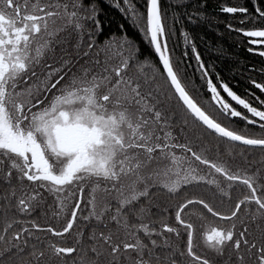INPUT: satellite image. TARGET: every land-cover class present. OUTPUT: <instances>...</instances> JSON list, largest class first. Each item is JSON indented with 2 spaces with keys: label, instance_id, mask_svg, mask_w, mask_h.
<instances>
[{
  "label": "snow or ice",
  "instance_id": "6c2138e0",
  "mask_svg": "<svg viewBox=\"0 0 264 264\" xmlns=\"http://www.w3.org/2000/svg\"><path fill=\"white\" fill-rule=\"evenodd\" d=\"M114 3L158 60H140L126 37L98 41L96 0H0V264H213L199 251L201 242L223 264H264V171L233 170L209 158L207 147L177 142L170 103L182 132L191 124L217 141L264 148V131L246 134L236 123L264 130V82H250L261 92L249 93L256 106L205 64L184 32L202 81L196 88L173 59L174 30L166 29L160 0H144L143 11L132 0ZM223 11L243 13L241 23L264 20V0H254L253 12L229 5ZM69 27L75 53L49 60L38 75ZM227 27L254 37L249 42L260 47L250 50L264 55V26ZM237 184L247 192L234 199ZM197 187L211 190V200L185 194L169 205L176 226L161 215L167 207L151 211L153 189L173 196ZM40 189L54 198L51 215L66 219L59 229L31 218L48 214ZM193 205L200 210L192 215L207 224L199 233L185 215ZM82 207L85 226L73 245L53 240L73 228ZM206 214L231 223H208Z\"/></svg>",
  "mask_w": 264,
  "mask_h": 264
},
{
  "label": "trees",
  "instance_id": "16d2710c",
  "mask_svg": "<svg viewBox=\"0 0 264 264\" xmlns=\"http://www.w3.org/2000/svg\"><path fill=\"white\" fill-rule=\"evenodd\" d=\"M132 2L135 3L137 8L141 11L144 10V0H132ZM160 2L162 12L165 13L166 29L171 27L174 30V34L168 38L173 59L174 61L177 59L182 61L178 66L181 69H186L188 76L192 80V84H194L196 88L200 87L202 81L199 79V73L194 72L196 61L191 54L190 45L187 46L186 49L183 36L184 32H187L189 34V40L196 44L197 50L200 52L201 58L204 60L205 64L211 66L215 72L219 73L220 77L225 82L229 83V86L233 87L238 94L244 95L246 93L245 90L253 89L254 87L250 83L253 79L258 82H264V61L247 51L246 44L238 31L227 27L228 24H232L235 29L240 27H261L264 26V20H248L241 23L244 18L243 13H226L223 11L224 6L229 5L238 8L246 7L249 9V12H253L254 0H160ZM96 3L101 29L98 34V41L103 42L111 37H116L117 39L126 37L131 39L133 43L138 46L140 60H144L145 58L153 62L158 60L152 46L144 39L143 33L140 32L139 28L115 6L114 0H96ZM173 13L176 14L175 17ZM70 33L71 35H69ZM57 39L65 41V43L57 45L55 55L49 54V56L41 62V65L37 66L35 70L38 75L41 71L46 70L43 65L47 64L49 60L55 62L59 60L64 53H75L76 49L72 47V44L75 43L76 36L70 27L66 32H61ZM185 50L189 53L187 56L184 55ZM86 59L90 60L91 57ZM83 62L84 61H81V63ZM91 67L93 71H99L98 65H91ZM170 103L177 113L175 120L172 121L173 131L177 136V142L183 143L186 140L191 141L196 145L198 150L201 146L207 147L208 151L205 154L209 158L227 162L233 170L239 167L249 171H256L257 169L264 171V148L249 147L234 142L229 143L226 140L217 141L211 135H201L200 130L194 128L191 124L184 127L182 132L179 109L175 108V101H171ZM236 123L238 130H242L246 134L258 135L264 131L252 124L245 125L239 120ZM202 170L206 172L207 167L203 166ZM237 185L238 187L236 186L232 191L234 199L239 198L247 192L245 187L239 184ZM40 191H43L45 194L44 211L48 214L44 215L40 211H37L31 218L36 219L37 222L42 224L50 222L54 227L59 229L66 223V219L63 215L59 219L51 215L53 209L47 208V205H54V198L51 194L47 193L46 189H40ZM87 194L86 190L85 200L87 199ZM185 194L201 195L209 200H211L212 197L211 190L203 187L194 189L185 188L179 195L173 196L167 195L159 189H153L151 199L154 201V205L151 211L153 213L158 212L156 205H159V208L167 207L168 212L162 213L161 215H163L169 223L176 226L175 208L169 207V205H175L177 201H182ZM218 199L219 196H217V200ZM142 202L147 203V200ZM199 210V205H193L185 212V215L196 224L198 233L201 232L204 227H207V224L199 220L195 215H192L193 211ZM81 211H83V207L78 210L77 221L67 234L59 237L52 236L51 238L62 245L72 246L75 242L76 232L80 227L85 226V222L80 218ZM84 214H87L86 211ZM206 215L208 217V223L211 224L223 225L231 223V221H223L214 218L210 214ZM241 215H243V213ZM239 229L240 225L237 223V230ZM249 229L255 231V225L250 223ZM47 235L51 236L50 233ZM172 238L177 240L175 236ZM179 240L186 242V236H182ZM199 251L205 254L209 259H212L213 264H223V261L217 257V254L208 249L203 242L200 244ZM73 255L74 254H67L68 259L70 260ZM226 259L227 256L224 257V260ZM53 264H55V261Z\"/></svg>",
  "mask_w": 264,
  "mask_h": 264
},
{
  "label": "flooded vegetation",
  "instance_id": "af4514ba",
  "mask_svg": "<svg viewBox=\"0 0 264 264\" xmlns=\"http://www.w3.org/2000/svg\"><path fill=\"white\" fill-rule=\"evenodd\" d=\"M239 34L241 35L243 41L245 42L246 44V49L249 53L251 54H254L255 56H258L261 60L264 61V55L260 54L259 52H253L251 51L250 49L253 48V47H260V46H257V45H252L249 41L251 39H254V37H248L242 33L239 32ZM263 73V72H262ZM264 78V77H263ZM254 88L253 89H250V90H245L246 93L244 94V96H246L247 98L250 99V102H253L256 106H259L258 105V102H256L253 97L249 94L250 92H254L257 96H260L261 95V92L260 90H258L255 86H253ZM261 98H264V96H261ZM238 187V185H237Z\"/></svg>",
  "mask_w": 264,
  "mask_h": 264
},
{
  "label": "water",
  "instance_id": "95a60500",
  "mask_svg": "<svg viewBox=\"0 0 264 264\" xmlns=\"http://www.w3.org/2000/svg\"><path fill=\"white\" fill-rule=\"evenodd\" d=\"M154 50V49H153ZM157 57V59H158V56H156ZM234 143H237V144H240V145H244V144H242L241 142H234ZM244 146H248V145H244ZM249 147H259V146H249Z\"/></svg>",
  "mask_w": 264,
  "mask_h": 264
}]
</instances>
